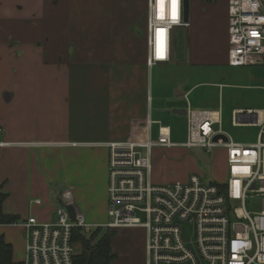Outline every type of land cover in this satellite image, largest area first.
Here are the masks:
<instances>
[{
  "label": "crops",
  "instance_id": "0c3cea01",
  "mask_svg": "<svg viewBox=\"0 0 264 264\" xmlns=\"http://www.w3.org/2000/svg\"><path fill=\"white\" fill-rule=\"evenodd\" d=\"M190 1L189 26L173 30L171 59L149 66L148 0H0V138L7 142L0 146L1 211L15 219L0 222V235L12 245V264L26 259L21 223L31 215L55 221L65 195L87 223L107 222V143L145 139L148 131L153 139L162 121L154 110L153 76L148 81L156 65L228 63L229 0ZM190 70L163 103L170 119L180 108L219 111L223 121L220 103L212 108L216 102L191 98L200 83L186 82ZM163 125L172 137L171 124ZM186 141L156 147L174 150ZM138 231L145 233L123 231L119 253L135 257L140 247L144 258L145 244L132 246Z\"/></svg>",
  "mask_w": 264,
  "mask_h": 264
},
{
  "label": "built area",
  "instance_id": "2783aa9c",
  "mask_svg": "<svg viewBox=\"0 0 264 264\" xmlns=\"http://www.w3.org/2000/svg\"><path fill=\"white\" fill-rule=\"evenodd\" d=\"M228 63H256L264 55V0H229ZM189 26L184 0H148V65L172 57L173 30ZM188 138L183 145L211 153L226 152V181H204L192 173L186 181L159 183L152 179L151 153L156 146H173L171 131L160 122L158 139L150 131L141 140L107 143L108 215L102 226L144 229L145 264H264V208L252 212L249 197L264 199V108H239L234 126H260L256 141H237L222 128L219 111L189 109ZM223 135L219 139L217 135ZM1 136V131H0ZM7 142L0 138V146ZM63 198V197H62ZM38 204L41 203L37 199ZM65 195L55 221L41 222L34 215L21 224L27 232L22 264H74V227H90L76 208L71 219Z\"/></svg>",
  "mask_w": 264,
  "mask_h": 264
},
{
  "label": "rangeland",
  "instance_id": "374dc122",
  "mask_svg": "<svg viewBox=\"0 0 264 264\" xmlns=\"http://www.w3.org/2000/svg\"><path fill=\"white\" fill-rule=\"evenodd\" d=\"M221 32V31H220ZM222 39L221 34H218ZM183 39V38H182ZM181 40V39H180ZM185 45L181 41L180 48L183 50ZM192 71L194 75L187 79L190 84L200 83L193 90L191 98H202L204 102L211 104L216 102L219 108L220 103L223 109L224 117L222 124L216 125L215 128H222L226 133L235 140L249 141L256 138L260 131V126H234L232 124V111L234 108H264V55L262 60L256 63H249L241 66H232L228 63L218 65H156L152 72L148 74L149 85L151 76H153V86L155 95L154 110L156 116H159L162 124H171L172 141L183 142L188 138V123L185 115H178L176 119H170L171 112L166 111L163 107L167 96H172V85L176 82L185 81V74ZM220 84H223L221 86ZM220 100V101H219ZM172 110V109H171ZM160 123L154 125L153 139H158V130ZM152 158V179L157 182V177L168 176L175 177L174 180L182 178L190 173H197L204 177L205 182L211 180L228 179L229 164L225 150L217 149L211 153L202 147L188 148L179 146L174 150L163 149L161 147L153 148ZM248 208L252 212H261L264 208V199L261 196L249 197L247 201ZM111 218L108 215L107 220ZM84 227V226H83ZM97 228L102 230L109 229L115 231L112 244L114 252L117 254V264H143L144 258L136 247L138 254L132 256V253L118 251V239L123 236L126 228L115 229L102 225H92L84 227L91 233ZM132 246L145 244L146 235L138 231ZM131 246V247H132ZM78 247V246H77Z\"/></svg>",
  "mask_w": 264,
  "mask_h": 264
},
{
  "label": "trees",
  "instance_id": "16d2710c",
  "mask_svg": "<svg viewBox=\"0 0 264 264\" xmlns=\"http://www.w3.org/2000/svg\"><path fill=\"white\" fill-rule=\"evenodd\" d=\"M5 195L0 192V222H13L15 219L2 213ZM115 231L109 229L89 233L84 227H74L72 241L76 248L74 264H117V254L113 249ZM78 246V247H77ZM13 263L12 245L0 235V264Z\"/></svg>",
  "mask_w": 264,
  "mask_h": 264
},
{
  "label": "water",
  "instance_id": "95a60500",
  "mask_svg": "<svg viewBox=\"0 0 264 264\" xmlns=\"http://www.w3.org/2000/svg\"><path fill=\"white\" fill-rule=\"evenodd\" d=\"M190 8H191V1L190 0H184V19H185L186 22H189ZM173 112L181 114V115H187L188 110L187 109L176 108V109H173ZM222 136L223 135L219 134L214 139L217 140V139H219ZM67 208L69 210L71 219L74 221L76 219V214H77L75 205L69 204V205H67Z\"/></svg>",
  "mask_w": 264,
  "mask_h": 264
}]
</instances>
